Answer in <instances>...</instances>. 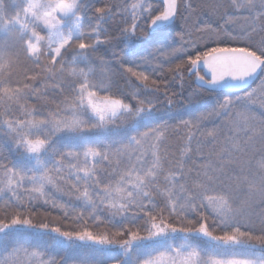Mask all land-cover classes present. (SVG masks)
I'll list each match as a JSON object with an SVG mask.
<instances>
[{
    "label": "snow or ice",
    "instance_id": "obj_1",
    "mask_svg": "<svg viewBox=\"0 0 264 264\" xmlns=\"http://www.w3.org/2000/svg\"><path fill=\"white\" fill-rule=\"evenodd\" d=\"M12 4L0 264H264V0Z\"/></svg>",
    "mask_w": 264,
    "mask_h": 264
},
{
    "label": "trees",
    "instance_id": "obj_2",
    "mask_svg": "<svg viewBox=\"0 0 264 264\" xmlns=\"http://www.w3.org/2000/svg\"><path fill=\"white\" fill-rule=\"evenodd\" d=\"M119 2H123V0H119ZM204 2H207V0H204ZM122 23V20L119 16L115 17L109 24H106L105 27L108 29L109 33H115L120 24ZM196 83H189L187 84L184 91H180L177 85V81L171 80V75H168V83L167 88L165 89L164 85H161V92L160 95L163 97L164 92L167 91V94L171 96L175 101V112L179 116H185L186 113L189 111V109L186 107V105L183 103L184 98L188 95L189 90L192 89L195 86ZM216 96L214 94H205L200 101V107L201 110H208L211 108V106L215 103ZM46 210L45 207L41 206L38 208V211L44 212ZM55 214V213H54ZM58 256H63L65 252L63 250L57 251ZM24 262V264H27L26 259H20Z\"/></svg>",
    "mask_w": 264,
    "mask_h": 264
},
{
    "label": "rangeland",
    "instance_id": "obj_3",
    "mask_svg": "<svg viewBox=\"0 0 264 264\" xmlns=\"http://www.w3.org/2000/svg\"><path fill=\"white\" fill-rule=\"evenodd\" d=\"M6 3L8 4L9 12H11V10L13 8L12 0H6ZM189 83H196V81H194V78L188 77V76L185 77V80H184L183 84H181L179 81H177V85H178L179 90L181 92L184 91V89L186 88L187 84H189ZM20 259L25 260L26 258L23 256V254H21Z\"/></svg>",
    "mask_w": 264,
    "mask_h": 264
},
{
    "label": "water",
    "instance_id": "obj_4",
    "mask_svg": "<svg viewBox=\"0 0 264 264\" xmlns=\"http://www.w3.org/2000/svg\"><path fill=\"white\" fill-rule=\"evenodd\" d=\"M196 83H198V82L196 81Z\"/></svg>",
    "mask_w": 264,
    "mask_h": 264
}]
</instances>
